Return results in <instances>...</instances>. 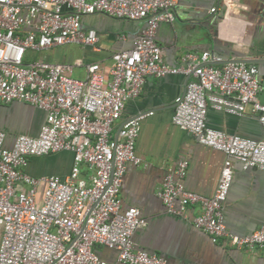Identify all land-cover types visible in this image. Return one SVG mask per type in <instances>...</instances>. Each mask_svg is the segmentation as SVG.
Listing matches in <instances>:
<instances>
[{
	"label": "built area",
	"instance_id": "2783aa9c",
	"mask_svg": "<svg viewBox=\"0 0 264 264\" xmlns=\"http://www.w3.org/2000/svg\"><path fill=\"white\" fill-rule=\"evenodd\" d=\"M175 3L0 0V102H25L45 113L37 135L18 134L7 144L0 130V264H115L101 258L95 244L114 249L116 263L171 264L134 246L133 233L146 219L137 207L122 208L120 200L126 167L141 163L135 143L147 113L122 122L115 135L113 130L126 102L140 96L148 76L175 74L189 79L175 99L172 123L200 144L222 151L225 159L211 196L185 188L188 162L181 159L166 170L157 197L167 212L182 217L197 205L193 224L212 243L225 239L238 249L264 246V222L239 235L223 220L234 161L243 169L264 171V102L257 67L222 62L211 51L186 52L178 66L166 63L156 32L160 23L175 20ZM94 13L144 22L131 48L111 54L107 76L97 62L88 63L86 77L78 78L70 74L72 64L25 59L29 52L70 43L96 47V30L82 26V17ZM209 106L237 116L250 106L262 137L250 139L208 126ZM61 151L73 155L67 175L34 176L25 170L30 158Z\"/></svg>",
	"mask_w": 264,
	"mask_h": 264
},
{
	"label": "crops",
	"instance_id": "0c3cea01",
	"mask_svg": "<svg viewBox=\"0 0 264 264\" xmlns=\"http://www.w3.org/2000/svg\"><path fill=\"white\" fill-rule=\"evenodd\" d=\"M212 7L216 9L211 11ZM174 15L172 23H160L156 32L163 59L170 65H181L186 52L211 51L222 62L264 58V0H176ZM82 26L96 30V47L70 43L42 50L48 54L36 59L72 64L70 74L78 78L86 77L88 63L97 62L107 76L111 54L131 48L144 22L94 13L82 17ZM66 45H76V52H69ZM25 59L35 60L29 54ZM77 61L80 65H76ZM256 67L261 81L264 80V61H259ZM185 78L182 74L148 76L140 96L126 102L113 130L115 135L122 122L147 113L140 120L135 143V153L141 163L126 167L120 188L122 208L137 207L146 219V224L133 233L134 246L156 253L171 264H264V246L238 249L225 239L212 243L193 224L192 219L199 210L197 205L189 206L187 215L182 217L167 212L156 195L166 170L184 159L188 162L185 188L211 196L225 159L222 151L200 144L191 133L171 121L175 99L183 89ZM261 87L260 93L264 91L262 83ZM259 99L264 101V93ZM44 117L42 110L28 103L0 102V130L5 132L7 144L18 134L37 135ZM206 122L226 133L250 139L262 137V127L250 113V106L242 116L209 106ZM61 152L64 153L62 168L59 169L57 160L46 155L30 158L25 170L34 176L49 175L45 174L46 168L34 165L47 162L49 173L65 176L70 171L73 155L70 151ZM233 164V178L223 203V220L230 231L244 235L264 222V171L243 169L239 161ZM93 248L101 258L120 264L116 263L114 249L100 244Z\"/></svg>",
	"mask_w": 264,
	"mask_h": 264
},
{
	"label": "rangeland",
	"instance_id": "374dc122",
	"mask_svg": "<svg viewBox=\"0 0 264 264\" xmlns=\"http://www.w3.org/2000/svg\"><path fill=\"white\" fill-rule=\"evenodd\" d=\"M66 46H69V48H68V51L69 52H76V49H75V47H76V45H66ZM57 52V51H56ZM56 52H55V54H56ZM29 54V56L31 57V58H40V56H42V54H48V52H29L28 53ZM110 62H111V60H110ZM63 154L64 153H60V152H57V153H55V154H50V157H53L54 159H55V161L57 160V163H58V167H59V169L60 168H62V163H63ZM50 161V160H49ZM35 166H37V167H40V168H42V167H44V168H46L47 169V172L45 173V174H53V172H51V173H49V167H50V163H47V162H38V163H35L34 164Z\"/></svg>",
	"mask_w": 264,
	"mask_h": 264
},
{
	"label": "water",
	"instance_id": "95a60500",
	"mask_svg": "<svg viewBox=\"0 0 264 264\" xmlns=\"http://www.w3.org/2000/svg\"><path fill=\"white\" fill-rule=\"evenodd\" d=\"M261 60L264 61V58L263 59H243V60H234V61L235 62H244V63L249 64V65L257 66V63L259 61H261ZM188 79H189V76H186L185 81H184V84H183V89H184V87H185L186 82H187ZM262 79H264V76H262ZM261 83L264 85V80H262ZM263 93H264V91L262 93H260L259 96H261V94H263ZM174 106H175V104H174ZM250 168H252V167H250Z\"/></svg>",
	"mask_w": 264,
	"mask_h": 264
}]
</instances>
